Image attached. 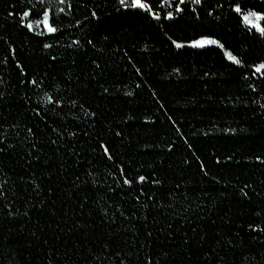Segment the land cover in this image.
I'll return each instance as SVG.
<instances>
[{
  "label": "trees",
  "instance_id": "1",
  "mask_svg": "<svg viewBox=\"0 0 264 264\" xmlns=\"http://www.w3.org/2000/svg\"><path fill=\"white\" fill-rule=\"evenodd\" d=\"M147 2L50 0L38 36L0 0V264H264V39L233 0Z\"/></svg>",
  "mask_w": 264,
  "mask_h": 264
},
{
  "label": "snow or ice",
  "instance_id": "2",
  "mask_svg": "<svg viewBox=\"0 0 264 264\" xmlns=\"http://www.w3.org/2000/svg\"><path fill=\"white\" fill-rule=\"evenodd\" d=\"M22 2L28 5V7H26L22 12L17 13L19 17L18 23L25 27L29 32H33L38 36H47L54 34L60 30L59 27L53 23L52 9L43 7V5L49 3L50 0H35V3L41 5L40 8L34 7V0H22ZM58 2L60 4H64L66 0H58ZM117 2L124 9L140 10L142 12H146L154 20L159 21L161 19V13L159 11H154L152 4L148 3L147 0H117ZM202 3L203 0H160L158 7L171 9L165 11L164 13V19L166 20H172L176 16L184 14L185 7L182 6H187L192 13H195V18L199 19L197 8L192 7V5L199 6L202 5ZM222 6L223 5L217 4V7ZM228 7L231 12H234L237 15V18L244 25V28L248 33H256L260 36V38L264 39V11H258L254 8H248L246 5L242 6L240 0H233V2L229 3ZM59 11L64 12V9L61 8ZM91 15L93 18L96 17L95 12H92ZM208 15H212V13L209 12ZM169 39H171V37H169ZM88 42L91 43L90 40ZM171 42L173 45H175L176 48H182L185 46L183 43H179L176 40H171ZM73 43L79 44V41H73ZM188 43L191 47L195 48H204L206 46L216 45L224 51V55L228 60L232 61L236 65L243 66L242 59L234 55L232 51L225 49L224 45L215 37L200 35L191 39ZM51 46L52 45L47 43L43 45L44 48H50ZM9 47L11 48V45H9ZM12 51L14 53V49H12ZM53 59L55 58L53 57ZM6 60L7 57H5V61ZM251 67L255 69L253 75H256L257 73H261L262 75H264V73H262V70H264V61L254 64ZM245 78L247 79L248 77L246 76ZM29 83L35 85L37 82L35 79H32L29 81ZM45 97L48 102L52 101V97L47 93H45ZM56 103L59 104L60 101L57 100ZM37 114H39V112H37ZM30 131L31 129H29V132ZM100 147L103 149L104 155L111 159L112 157L109 154L108 147L103 143L100 144ZM257 159H260V157H257ZM201 167L203 168V164H201ZM120 174L123 177V184H132V180L123 175V168L120 169ZM136 179L142 182L145 181L146 177L141 175ZM153 183H159V181H153ZM241 191L243 192V189H241ZM244 195L247 196V193H244ZM137 199H139V197H137ZM249 227L253 228L252 225H250ZM258 227L259 226L257 225L255 228H253V230H256V228ZM261 231H264V229H261Z\"/></svg>",
  "mask_w": 264,
  "mask_h": 264
}]
</instances>
